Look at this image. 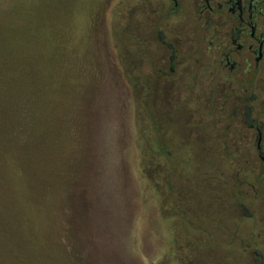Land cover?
<instances>
[{"label":"rangeland","instance_id":"1","mask_svg":"<svg viewBox=\"0 0 264 264\" xmlns=\"http://www.w3.org/2000/svg\"><path fill=\"white\" fill-rule=\"evenodd\" d=\"M168 4L0 0V264H264V161Z\"/></svg>","mask_w":264,"mask_h":264},{"label":"flooded vegetation","instance_id":"2","mask_svg":"<svg viewBox=\"0 0 264 264\" xmlns=\"http://www.w3.org/2000/svg\"><path fill=\"white\" fill-rule=\"evenodd\" d=\"M167 1L163 18L176 15L184 23L187 48L196 57L191 67L208 82L201 90L209 96L238 99L234 111L244 113L241 125L246 128L241 138L254 136L255 153L264 161V124L252 116L249 104L255 87L264 82V0ZM239 138L231 136L234 141ZM227 140L228 136L223 142Z\"/></svg>","mask_w":264,"mask_h":264},{"label":"trees","instance_id":"3","mask_svg":"<svg viewBox=\"0 0 264 264\" xmlns=\"http://www.w3.org/2000/svg\"><path fill=\"white\" fill-rule=\"evenodd\" d=\"M255 254H257L259 258H261V255H259V252L258 251H255Z\"/></svg>","mask_w":264,"mask_h":264}]
</instances>
